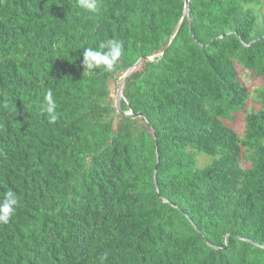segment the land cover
<instances>
[{
  "label": "trees",
  "instance_id": "trees-1",
  "mask_svg": "<svg viewBox=\"0 0 264 264\" xmlns=\"http://www.w3.org/2000/svg\"><path fill=\"white\" fill-rule=\"evenodd\" d=\"M263 1L0 0V264H264Z\"/></svg>",
  "mask_w": 264,
  "mask_h": 264
},
{
  "label": "clouds",
  "instance_id": "clouds-1",
  "mask_svg": "<svg viewBox=\"0 0 264 264\" xmlns=\"http://www.w3.org/2000/svg\"><path fill=\"white\" fill-rule=\"evenodd\" d=\"M79 5L89 12L98 11V0H79ZM122 55V44L116 40L101 42L98 49L86 48L83 51V65L86 71L103 68L104 71H112L115 64ZM41 104V110L48 115L49 122L58 119L56 104L52 99L51 91L47 92ZM18 198L14 192H7L4 199L0 201V223H8L14 215Z\"/></svg>",
  "mask_w": 264,
  "mask_h": 264
},
{
  "label": "rangeland",
  "instance_id": "rangeland-1",
  "mask_svg": "<svg viewBox=\"0 0 264 264\" xmlns=\"http://www.w3.org/2000/svg\"><path fill=\"white\" fill-rule=\"evenodd\" d=\"M253 7L256 8L257 10H260L261 12H264L263 11L264 9H262L261 5H254ZM124 78H125V76H124ZM243 78L247 80L249 77L248 76L246 77V75H244ZM246 80H244V81L247 83ZM122 84H123V82H122ZM121 85H120V82H119L113 88L115 99L118 98L119 90H120ZM261 85H263V83H262V80L259 79L257 82L253 83V89L258 88ZM250 104H251L250 108H252V109H254V108L257 109L258 108V105L254 106L253 103H250ZM234 118L235 119L233 120V122H229V125L232 126L233 128H235L237 130V132L239 133V135L242 137L243 136V131H244V125H245V115L240 114L239 116L234 117ZM197 161H198V168L199 169H204V168L209 166L214 161V157L209 156V155H205V154H202V153H198L197 154Z\"/></svg>",
  "mask_w": 264,
  "mask_h": 264
},
{
  "label": "water",
  "instance_id": "water-1",
  "mask_svg": "<svg viewBox=\"0 0 264 264\" xmlns=\"http://www.w3.org/2000/svg\"><path fill=\"white\" fill-rule=\"evenodd\" d=\"M189 7H190V0H186V11H185V16H187L189 18V21H190V13H189ZM181 27V24L177 27V29L175 30L174 32V35H173V39L176 37L179 29ZM172 40L170 41L169 45L171 44ZM169 47V46H168ZM168 47L166 48V50L168 49ZM164 55V53H163ZM162 55V56H163ZM144 61H152L151 58H142L132 69H130L126 75H125V79L131 74L133 73ZM124 84H125V81H123V84L121 85L120 87V90H119V95H118V98H117V106L118 108H120V105H121V99L123 97V87H124ZM140 118H144V116L142 114L139 115ZM157 168H158V164H157ZM157 174V171L155 173V175Z\"/></svg>",
  "mask_w": 264,
  "mask_h": 264
}]
</instances>
